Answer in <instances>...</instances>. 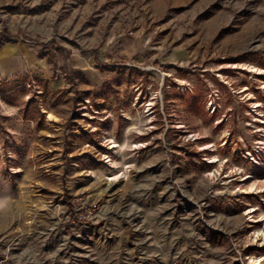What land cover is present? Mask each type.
I'll list each match as a JSON object with an SVG mask.
<instances>
[{"label": "rangeland", "instance_id": "1", "mask_svg": "<svg viewBox=\"0 0 264 264\" xmlns=\"http://www.w3.org/2000/svg\"><path fill=\"white\" fill-rule=\"evenodd\" d=\"M260 100L264 0H0V264H264Z\"/></svg>", "mask_w": 264, "mask_h": 264}, {"label": "built area", "instance_id": "2", "mask_svg": "<svg viewBox=\"0 0 264 264\" xmlns=\"http://www.w3.org/2000/svg\"><path fill=\"white\" fill-rule=\"evenodd\" d=\"M254 115L253 119L250 121L249 125L257 132H259L261 136H259V140L254 147L253 150L247 151V155H245L246 159L251 163L257 165H263L264 162V102L255 101L251 107ZM263 257L256 258L252 257L249 259L248 264H261ZM238 264H244L241 260Z\"/></svg>", "mask_w": 264, "mask_h": 264}, {"label": "bare ground", "instance_id": "3", "mask_svg": "<svg viewBox=\"0 0 264 264\" xmlns=\"http://www.w3.org/2000/svg\"><path fill=\"white\" fill-rule=\"evenodd\" d=\"M48 117L53 119L55 118V115H53L52 113H49Z\"/></svg>", "mask_w": 264, "mask_h": 264}]
</instances>
